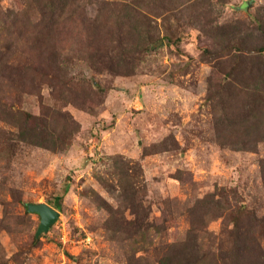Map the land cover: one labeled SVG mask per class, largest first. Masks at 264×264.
<instances>
[{
    "label": "rangeland",
    "instance_id": "374dc122",
    "mask_svg": "<svg viewBox=\"0 0 264 264\" xmlns=\"http://www.w3.org/2000/svg\"><path fill=\"white\" fill-rule=\"evenodd\" d=\"M0 264H264V0H0Z\"/></svg>",
    "mask_w": 264,
    "mask_h": 264
},
{
    "label": "water",
    "instance_id": "95a60500",
    "mask_svg": "<svg viewBox=\"0 0 264 264\" xmlns=\"http://www.w3.org/2000/svg\"><path fill=\"white\" fill-rule=\"evenodd\" d=\"M27 208L29 211L40 215V223L36 232L37 236L42 232H47L59 215V211L46 202H27Z\"/></svg>",
    "mask_w": 264,
    "mask_h": 264
},
{
    "label": "trees",
    "instance_id": "16d2710c",
    "mask_svg": "<svg viewBox=\"0 0 264 264\" xmlns=\"http://www.w3.org/2000/svg\"><path fill=\"white\" fill-rule=\"evenodd\" d=\"M26 206H27V205H26ZM59 206H60V204H59V202H58V203L56 204V207L59 208ZM27 209H28V208H27Z\"/></svg>",
    "mask_w": 264,
    "mask_h": 264
}]
</instances>
